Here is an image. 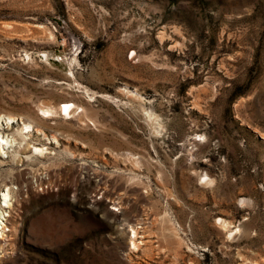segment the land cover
Segmentation results:
<instances>
[{"label":"rangeland","instance_id":"obj_1","mask_svg":"<svg viewBox=\"0 0 264 264\" xmlns=\"http://www.w3.org/2000/svg\"><path fill=\"white\" fill-rule=\"evenodd\" d=\"M0 113V264H264V0H0Z\"/></svg>","mask_w":264,"mask_h":264},{"label":"bare ground","instance_id":"obj_2","mask_svg":"<svg viewBox=\"0 0 264 264\" xmlns=\"http://www.w3.org/2000/svg\"><path fill=\"white\" fill-rule=\"evenodd\" d=\"M79 109H81L80 112H79ZM42 111H43V114L45 115V117H55V116H57V113H58L57 109H55L53 107H46V108L42 109ZM77 111L79 112L78 115H80V113H82L84 111V108L82 106H80L79 104H76V103L70 101V102H63L62 103V105L60 106V112L59 113L65 115L67 118H72L76 115ZM84 114H86V113H84ZM151 116H152V114H151ZM81 119H82V117H81ZM17 120H18V118L14 115H0V129H5V128L6 129H12L13 124L15 122H17ZM22 122H23L22 127L18 128L16 130V133H14L13 135H11L10 133H6L4 131H0V157H2V156L7 157L9 151H11V150L14 151L15 147H17L18 145L22 146L23 144L28 143V139L32 135L31 134L32 131L35 130V126L30 122H25L24 120ZM36 130L38 133L43 134L47 139H49V140L51 139V138H48L46 136V133H44L43 129L38 127V128H36ZM159 131L160 130L157 129V132H159ZM52 139L57 141L56 136H53ZM31 147L35 150V152L37 154H40L41 156H45L46 154L49 153L47 146L31 145ZM207 181H208L207 182L208 184L211 183L210 178H208ZM3 197L4 198L2 200H4V203H2V202L0 203V238L4 237V234H5L7 226H8L6 223L8 221L7 217L10 216V210L9 209L13 206L10 188H7V190L4 191ZM220 224L224 230H226L228 228L230 229V227H231V222H229L227 219H224V218H220ZM8 230H10V228ZM129 232H130V238H129L130 243L129 244L131 246V249L139 250L141 248L142 244L144 243L143 240L140 239L141 238L140 237V227H132ZM236 232L237 231H234V232L232 231L231 237H233L232 235Z\"/></svg>","mask_w":264,"mask_h":264}]
</instances>
